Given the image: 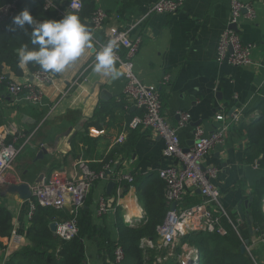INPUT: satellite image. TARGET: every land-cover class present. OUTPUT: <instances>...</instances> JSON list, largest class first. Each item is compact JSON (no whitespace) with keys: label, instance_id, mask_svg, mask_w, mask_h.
<instances>
[{"label":"crops","instance_id":"obj_1","mask_svg":"<svg viewBox=\"0 0 264 264\" xmlns=\"http://www.w3.org/2000/svg\"><path fill=\"white\" fill-rule=\"evenodd\" d=\"M156 1L96 0L94 7L99 6L107 12L105 26L127 27ZM230 1L185 0L176 12L150 13L143 22L134 25L129 34L131 38H141L133 59L134 72L142 82L158 86L161 113L165 119L175 125L179 119L177 112L190 114V121L178 129L183 146L192 144L196 125H202L210 132L216 127L214 115L217 112L229 115L234 107L241 110V119L231 127L223 144L211 149L203 160V165L217 169L211 183L219 190L228 215L221 218L226 232L231 227L238 233L237 226L248 228V225L239 215L237 206L241 202L242 210L249 215L250 204L243 202L264 177V166L258 160L249 162L246 157V127L259 115L264 103V0H241L253 9L254 17L243 15L238 29L244 42L255 44L251 53L253 63L242 68L216 60L219 36L230 14ZM25 7L31 14L35 10L42 11V0H21L19 10ZM46 17H50L49 13ZM96 35L100 36L99 33ZM94 64L93 47L85 49L77 61L62 73L54 74L48 82L33 78L35 70L30 71L28 65L21 67L18 63L19 74L8 65H1L10 80L31 81L43 92L39 103L27 102L23 93L11 95L7 88L0 92V127L6 131L5 141L21 148L6 176L9 183L26 182L31 187L37 181L48 179L56 169L70 175L76 169L78 159L86 160L92 169H100L104 158L113 149H120L111 160L117 161L123 172L132 173L133 182L125 188L128 183L123 181L122 194L117 198L118 183L108 194V182L97 181L92 186L88 206L94 223L106 228L110 239L116 242L119 217L129 225L144 219L138 187L160 178L159 170L175 165L177 160L163 155L164 141L153 129L128 126L129 120L142 111L125 99L123 78L117 67L115 75L105 76L93 70ZM165 76H168L167 83L163 82ZM121 132L126 137L117 143L115 139ZM42 148H46V153L37 156ZM5 186L6 183L0 185V191ZM101 195L117 203L105 214L97 216L95 210ZM187 195H194L201 201L198 191ZM185 202L183 200L182 206ZM0 203L11 213L14 225V233L12 231L8 239L0 237L5 244L0 249V264H4L11 253L29 243L26 229L38 201L34 195L19 199L15 194H6L0 195ZM64 207L72 211L70 203ZM253 231L252 236H247L251 239L248 247H264V229L260 234H256L254 228ZM52 233L55 235L54 231ZM83 242L85 264H113L96 241L84 239ZM259 254V264H264L261 257L264 250Z\"/></svg>","mask_w":264,"mask_h":264},{"label":"built area","instance_id":"obj_2","mask_svg":"<svg viewBox=\"0 0 264 264\" xmlns=\"http://www.w3.org/2000/svg\"><path fill=\"white\" fill-rule=\"evenodd\" d=\"M21 0H10L0 6V26L8 24L15 14L19 13V3ZM185 0H157L148 10L138 16L133 24L127 27H120L117 24L105 26L108 18L107 12L101 7H95L89 18L90 29L92 30L93 56L109 41L115 39L117 48L115 49L116 67L122 75V92L128 104L141 110L139 116H134L129 120L128 126L141 128H151L164 141V156L176 158L175 165H167L158 172L160 179L164 183V197L167 203V212L162 223L157 227L158 247L167 249V255L173 253L175 244L180 237L194 231L216 232L224 235L226 229L221 221L222 217H228L221 202L219 190L212 185L211 178L217 174V169L211 165H203V160L207 153L223 144L226 136L242 117L240 109H235L231 114L225 115L217 112L214 115L217 121L216 127L212 131H206L202 125H196L193 130V142L187 151L183 146L178 129L185 126L190 121V114L185 111L177 112L178 122L170 124L161 113V99L159 88L155 84H147L140 80L133 69V59L138 53L141 38L130 37V29L143 22L150 13H173L176 12ZM76 7L73 8L72 5ZM81 0H42L43 11L49 13L50 17H33L36 21L44 19H61L66 11H76L82 9ZM244 10H246L244 12ZM253 19L254 11L241 0L230 1V14L225 28L219 36L217 45L216 60L219 63L227 62L236 67H246L253 63L251 53L255 44L244 42L238 29V23L242 16ZM119 17L118 14L115 15ZM232 24L237 25V30L231 28ZM99 33L100 36L96 34ZM54 74L37 69L32 73V77L41 82H48L53 79ZM4 72L0 73V81L5 79ZM164 83L168 82L165 76ZM7 90L11 95L23 93V99L29 103H39L43 98V92L35 87L31 81L18 83L7 82ZM6 131L0 127V185L9 183L7 171L11 169L13 161L21 148H17L5 141ZM126 137L121 132L115 142H122ZM76 169L70 175L58 169L54 170L48 179L37 181L31 186L32 195L43 207L63 208L66 203H70L72 211L82 206L81 198L87 194L91 187L99 180L114 181L118 183L115 190V197L122 194V182L131 184L134 180L133 174L123 172L117 161L108 160L103 162L100 169H92L86 160L78 159L75 163ZM199 191L201 201L190 207L182 206L184 197L188 193ZM112 198L101 195L97 200L95 214L101 216L112 209L117 203ZM112 204V205H111ZM174 207L172 208V205ZM264 204V202H263ZM33 210V206L31 211ZM229 220V219H228ZM78 226L76 217H71L64 221L55 222L54 233L63 240H70L77 235ZM14 233V231H13ZM12 233V234H13ZM240 237V236H239ZM241 243L243 238L240 237ZM152 246L151 239L146 242ZM247 251L249 247H246ZM199 251L197 248L187 243L181 244V252L176 256L175 264H185L186 259L191 257L190 264H198ZM164 256L163 258H165ZM160 260V258H158ZM124 252L121 246H116L114 250L113 264H122Z\"/></svg>","mask_w":264,"mask_h":264},{"label":"trees","instance_id":"obj_3","mask_svg":"<svg viewBox=\"0 0 264 264\" xmlns=\"http://www.w3.org/2000/svg\"><path fill=\"white\" fill-rule=\"evenodd\" d=\"M9 1L0 0V6ZM81 1L83 6L78 15L81 21L89 26V18L94 11L96 0ZM34 13L35 16L47 14L43 9L42 11L35 10ZM11 22L12 20L8 24L0 26V73L3 72L1 65L6 64L19 74L21 70L18 66L19 57L16 49L20 51L25 45L29 48L34 46L30 42V26L25 25L24 29L17 28L12 31L10 30ZM27 65L30 71L41 69L38 64L33 62ZM8 81L10 78L7 75L3 81H0V92L5 90ZM248 124L246 127L247 160L249 162L258 160L260 165L264 166V103L261 104L259 115ZM120 151V149H113L103 161L111 160L115 153ZM128 186L129 184H125L124 187ZM91 193L92 187L85 197L84 205L86 207L79 206L76 212L69 211L65 207H43L37 204L26 229L29 243L11 253L4 264H85L84 239L96 241L103 254L112 261L116 246H121L124 252L122 264H175L176 256L181 252L182 243H187L198 249V264H253L246 253L240 250V237L246 238L249 235L245 225L237 226L239 234L231 227L224 235L208 231L189 232L180 237L171 255H167L166 248L158 247L157 227L162 223L167 212L163 194L164 183L160 178L138 187L137 196L143 203L144 219L129 225L123 221L122 217H119L117 219L119 236L116 242L110 239L106 228L94 223L92 211L88 208L92 198ZM249 196H252V200L248 214L253 218L252 226L256 234H260L264 229V177L253 186ZM183 200H186L183 203L184 207H190L200 202L199 199H195L194 195H186ZM73 216L76 217L78 226L75 237L63 240L57 235H53L50 230L51 222L64 221ZM13 227L11 213L0 203V237L8 239ZM144 238L151 239L153 245L143 244ZM4 247L5 244L0 240V249ZM256 247L253 248L254 252L261 255L259 253L262 249ZM164 256L166 257L163 258Z\"/></svg>","mask_w":264,"mask_h":264},{"label":"clouds","instance_id":"obj_4","mask_svg":"<svg viewBox=\"0 0 264 264\" xmlns=\"http://www.w3.org/2000/svg\"><path fill=\"white\" fill-rule=\"evenodd\" d=\"M76 7L75 4L72 5ZM30 26V42L18 52L21 67L33 62L44 72L62 73L85 52L91 49L92 30L86 26L76 11H66L61 19L36 21L29 8H23L12 17L10 30L24 29ZM117 41L109 40L96 54L93 70L98 74L113 76L116 74L115 49Z\"/></svg>","mask_w":264,"mask_h":264},{"label":"water","instance_id":"obj_5","mask_svg":"<svg viewBox=\"0 0 264 264\" xmlns=\"http://www.w3.org/2000/svg\"><path fill=\"white\" fill-rule=\"evenodd\" d=\"M246 10H244L245 12ZM231 28L236 29L237 30V25L236 24H232ZM103 92H105L103 90ZM102 92V93H103ZM236 108L234 107L229 114H231ZM59 139V138H58ZM193 142V141H192ZM190 146V145H189ZM189 146H186L184 148V151H187L189 149ZM46 153V148H42L41 150L38 151L37 156H41L43 154ZM107 193L109 194L112 190V188L114 187V181H108L107 183ZM199 192V191H198ZM6 194H15L17 195V197L19 199H28L31 197L32 195V190L31 187L28 183L26 182H20V183H7L6 186L0 191V195L4 196ZM85 195H83V197L81 198V200L84 202L85 200ZM252 200V196H249L248 199L244 200L243 204L244 205H249L251 203ZM264 202V199H263ZM82 207H86V205L82 204ZM174 207V204L172 205V208ZM237 210L239 212V215L242 217V219H245L247 221V225H248V231H249V236H252L254 234L253 231V227H252V221L253 218L251 215H246L245 212L242 210V205L241 202H239L238 206H237ZM50 229L52 231L55 230V222H52L50 224ZM250 237H246L243 239V242L240 244V250L241 252L246 251V247L249 245L250 243Z\"/></svg>","mask_w":264,"mask_h":264},{"label":"rangeland","instance_id":"obj_6","mask_svg":"<svg viewBox=\"0 0 264 264\" xmlns=\"http://www.w3.org/2000/svg\"><path fill=\"white\" fill-rule=\"evenodd\" d=\"M263 212H264V204H263ZM229 231V230H228ZM147 238H144L143 240H142V243L143 244H146V242H147ZM253 246H255V245H253ZM254 247H249V250L247 251V249H246V251H244L245 253H246V255L249 257V259L253 262V264H259V260H260V256H258L254 251V249H253ZM257 248L259 249H263L264 250V247H262V246H257ZM256 255V256H255ZM263 259H264V256H261Z\"/></svg>","mask_w":264,"mask_h":264},{"label":"bare ground","instance_id":"obj_7","mask_svg":"<svg viewBox=\"0 0 264 264\" xmlns=\"http://www.w3.org/2000/svg\"><path fill=\"white\" fill-rule=\"evenodd\" d=\"M191 263V257L186 259V263L185 264H190Z\"/></svg>","mask_w":264,"mask_h":264}]
</instances>
